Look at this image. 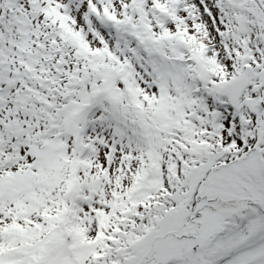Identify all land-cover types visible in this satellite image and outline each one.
Segmentation results:
<instances>
[{"label":"snow or ice","instance_id":"1","mask_svg":"<svg viewBox=\"0 0 264 264\" xmlns=\"http://www.w3.org/2000/svg\"><path fill=\"white\" fill-rule=\"evenodd\" d=\"M0 264H264V0H0Z\"/></svg>","mask_w":264,"mask_h":264}]
</instances>
